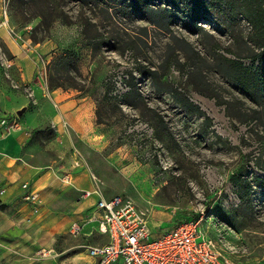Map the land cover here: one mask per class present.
<instances>
[{
	"label": "rangeland",
	"instance_id": "374dc122",
	"mask_svg": "<svg viewBox=\"0 0 264 264\" xmlns=\"http://www.w3.org/2000/svg\"><path fill=\"white\" fill-rule=\"evenodd\" d=\"M126 9L103 0H0V131L26 130L33 163L91 172L104 197L131 202L150 229L203 213L199 227L216 248L236 264H264V186L256 183L264 178V95L249 98L224 61L263 60L253 57L260 50L251 27L213 9L200 31L181 12L162 30ZM20 49L31 50L25 64L15 60ZM55 90L88 99L100 150L41 122L52 107L38 93ZM171 92L203 115L187 113ZM3 202L0 212L10 205ZM105 241L96 230L63 229L23 264L84 260L87 247Z\"/></svg>",
	"mask_w": 264,
	"mask_h": 264
},
{
	"label": "crops",
	"instance_id": "0c3cea01",
	"mask_svg": "<svg viewBox=\"0 0 264 264\" xmlns=\"http://www.w3.org/2000/svg\"><path fill=\"white\" fill-rule=\"evenodd\" d=\"M30 53L29 49H20L15 60L25 64ZM38 94L42 99L48 97L47 105L52 107V116H46L42 123L50 121L56 124L59 134L70 130L78 134L85 146L94 151L100 150L97 148L101 143L93 139L95 132L86 121L92 111L87 98L63 90ZM34 102L37 103L36 100ZM63 121L68 127H64ZM32 124H35L34 121L29 120L24 127ZM25 131H0V192L4 190L0 203L10 204L0 212V264L4 257H7L6 264H23L38 250L52 246L63 229L68 230L71 224L90 216L96 196L83 198L81 193H92L100 185L94 174L83 168H74L72 164L52 167L33 163L31 154L35 149L29 147ZM66 174L69 175L68 183L62 180ZM22 183H28L31 190L40 194L42 205L36 215L31 214L29 205L21 201L19 185ZM102 196L108 199L103 193ZM84 230L94 232L93 226H86ZM45 238L48 243L42 242ZM66 259L67 264L97 262L87 255L84 260L76 255Z\"/></svg>",
	"mask_w": 264,
	"mask_h": 264
},
{
	"label": "built area",
	"instance_id": "2783aa9c",
	"mask_svg": "<svg viewBox=\"0 0 264 264\" xmlns=\"http://www.w3.org/2000/svg\"><path fill=\"white\" fill-rule=\"evenodd\" d=\"M62 180L68 183L69 175H64ZM19 187L21 201L29 205L31 214H38L42 205L39 192L31 190L28 183ZM3 193L1 190L0 196ZM93 195L96 202L90 216L71 224L68 231L78 236L86 226H93L106 237L105 243L86 249V255L96 260V264H236L202 233L199 225L203 213L199 219H186L171 227L158 226L152 230L144 215L128 200L119 195L105 199L99 188L92 193H81L83 198ZM51 252L39 253L45 256Z\"/></svg>",
	"mask_w": 264,
	"mask_h": 264
},
{
	"label": "trees",
	"instance_id": "16d2710c",
	"mask_svg": "<svg viewBox=\"0 0 264 264\" xmlns=\"http://www.w3.org/2000/svg\"><path fill=\"white\" fill-rule=\"evenodd\" d=\"M112 7L128 9L143 17L148 23L164 30L174 21L187 17V26L193 31L202 28L197 25L213 9H221L229 14L231 20L237 18L245 20L251 27V42L260 51L253 55L257 58L264 55V0H161L162 6L153 8L152 2L158 0H103ZM126 9V10H127ZM181 12V13H180ZM63 61L69 60L65 55ZM227 66L226 73L238 88L252 100L260 94L264 95V58L256 67H248L243 62L224 59ZM66 65V64H64ZM69 66V65H67ZM174 101L187 113L203 115L201 110L188 99L181 98L176 92H171ZM206 121L207 118L205 119ZM256 183L264 186V178H257Z\"/></svg>",
	"mask_w": 264,
	"mask_h": 264
},
{
	"label": "water",
	"instance_id": "95a60500",
	"mask_svg": "<svg viewBox=\"0 0 264 264\" xmlns=\"http://www.w3.org/2000/svg\"><path fill=\"white\" fill-rule=\"evenodd\" d=\"M25 110L24 109H21L17 112L18 115H21Z\"/></svg>",
	"mask_w": 264,
	"mask_h": 264
}]
</instances>
